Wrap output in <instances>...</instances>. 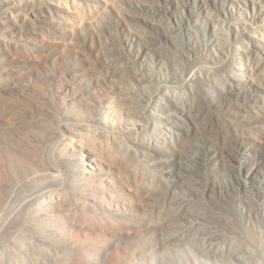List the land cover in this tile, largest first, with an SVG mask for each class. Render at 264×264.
<instances>
[{"label":"rangeland","instance_id":"obj_1","mask_svg":"<svg viewBox=\"0 0 264 264\" xmlns=\"http://www.w3.org/2000/svg\"><path fill=\"white\" fill-rule=\"evenodd\" d=\"M0 264H264V0H0Z\"/></svg>","mask_w":264,"mask_h":264}]
</instances>
